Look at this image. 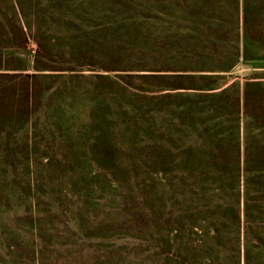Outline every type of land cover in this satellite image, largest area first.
I'll list each match as a JSON object with an SVG mask.
<instances>
[{
  "label": "rangeland",
  "instance_id": "rangeland-1",
  "mask_svg": "<svg viewBox=\"0 0 264 264\" xmlns=\"http://www.w3.org/2000/svg\"><path fill=\"white\" fill-rule=\"evenodd\" d=\"M186 1L0 0V264L215 260L198 212L220 204L218 178L186 169L182 113L220 49L186 42ZM218 74L264 78V60ZM252 189L254 263L264 185ZM244 202L241 181L240 264Z\"/></svg>",
  "mask_w": 264,
  "mask_h": 264
},
{
  "label": "trees",
  "instance_id": "trees-1",
  "mask_svg": "<svg viewBox=\"0 0 264 264\" xmlns=\"http://www.w3.org/2000/svg\"><path fill=\"white\" fill-rule=\"evenodd\" d=\"M184 9L186 42L220 49L216 57H203L208 62L205 64L218 65H205L199 69L201 74L190 76L196 84L187 88L193 91L182 113L187 130L186 169L218 178L216 197L220 204L215 208L207 204L198 212L206 215L200 221L204 240L211 239L217 246L215 260L206 256L202 264H240L235 228L239 224L241 181L246 200L243 264H264V237H259L255 247L256 261L249 259L252 208L247 203L250 194L257 192L252 188H259L261 182L264 185V78L252 76L241 84L234 81L218 86L223 80L218 73L239 58L264 60V0H188ZM34 69L42 71L37 64ZM26 77L35 79L36 75ZM28 91L35 92L32 87Z\"/></svg>",
  "mask_w": 264,
  "mask_h": 264
}]
</instances>
